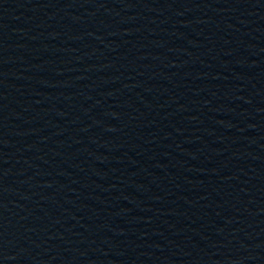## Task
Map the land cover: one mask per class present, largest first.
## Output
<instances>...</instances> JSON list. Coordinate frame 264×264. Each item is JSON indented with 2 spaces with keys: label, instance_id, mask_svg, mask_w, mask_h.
<instances>
[{
  "label": "water",
  "instance_id": "95a60500",
  "mask_svg": "<svg viewBox=\"0 0 264 264\" xmlns=\"http://www.w3.org/2000/svg\"><path fill=\"white\" fill-rule=\"evenodd\" d=\"M0 264H264V0H0Z\"/></svg>",
  "mask_w": 264,
  "mask_h": 264
}]
</instances>
